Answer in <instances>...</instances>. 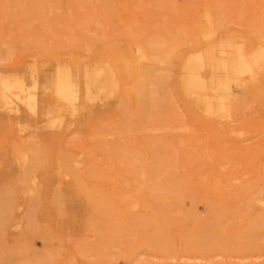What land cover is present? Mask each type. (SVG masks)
I'll use <instances>...</instances> for the list:
<instances>
[{
  "label": "rangeland",
  "instance_id": "rangeland-1",
  "mask_svg": "<svg viewBox=\"0 0 264 264\" xmlns=\"http://www.w3.org/2000/svg\"><path fill=\"white\" fill-rule=\"evenodd\" d=\"M35 1L13 12L26 18L30 16L26 11H31L35 21L30 29L36 44L22 52L21 58L1 57L3 71L16 64L26 66L25 62L33 60L39 64L53 62L55 57L68 62L70 56L77 54L93 57L96 54L85 51L88 45L91 50L122 49L135 37L169 45L182 37L190 38L186 27L191 26L189 21L204 5H214L215 11L226 16L232 5L227 0H130L136 4L137 16L125 23L111 5L103 6L98 0H71L70 4L60 0L55 5L51 1L31 6ZM244 1H251L252 6L246 8ZM256 3L259 0H236L233 10L238 17L227 18L224 25L228 30L247 32L254 25ZM36 7H40L39 12ZM53 16L58 17L62 26L50 28L48 22ZM260 18L264 17H256ZM46 19L49 20L43 31L51 36L34 31L39 20ZM170 98L167 108H159L157 116L146 119L138 117L131 104L112 102L95 108L93 114L55 134L45 121L28 117L12 133L0 126V203L10 210L9 220L0 227V264H264V208L250 202V198L260 197L258 191L264 188V178L253 179V187L259 189L247 192L251 197L230 196L223 203L220 196L211 194L206 182L211 169H207L206 163L190 161L189 157L195 152L203 154L213 144V137L202 122L193 120L194 116L184 109L177 96ZM236 98L238 121L233 126L246 128L261 122V135L252 141L217 139L215 149L225 155L221 162L216 157L207 160L208 168L215 164L213 168L218 172L241 175L244 161L239 158L257 141L264 140V95L249 92L236 94ZM259 144L264 145L262 141ZM18 149L29 153L24 168L15 159ZM131 149L147 154V163L155 164L159 173L170 176L174 185L168 192L169 206L156 199V193L132 181V167L126 164V150ZM68 159L80 163L73 174L67 168ZM259 161L254 163L259 166ZM245 168L248 174L252 173L251 166ZM24 172L26 180L35 177L34 184L23 181ZM86 186L94 188L93 192L109 204L94 209ZM239 188L234 189L242 193ZM139 189L143 197L138 210L115 221L112 211L120 214L118 207L124 204L118 200L138 194ZM168 207L179 210L182 216L174 214L170 222H164L160 213ZM158 214L159 224L148 242L127 234L129 225ZM238 216L243 220L237 221ZM211 219L218 221L222 229L229 226L226 230H231L230 239L213 234L207 225L195 236L203 222ZM252 223L260 225V229L247 230ZM114 226L122 227L118 228L121 232L105 236ZM157 228H163L160 242L150 239ZM233 234L242 237L232 240Z\"/></svg>",
  "mask_w": 264,
  "mask_h": 264
},
{
  "label": "bare ground",
  "instance_id": "bare-ground-1",
  "mask_svg": "<svg viewBox=\"0 0 264 264\" xmlns=\"http://www.w3.org/2000/svg\"><path fill=\"white\" fill-rule=\"evenodd\" d=\"M31 1L0 0V58L3 56L21 58L22 52L35 46L34 35L31 32L33 29H30L31 25L34 27L35 19L32 18L31 11H26V14L30 13V16L26 15V18H21L19 17L21 14L13 12L20 11L19 7L23 4H27L25 7L29 6ZM51 1L55 5L60 0H37L31 6L43 4L42 2L51 3ZM98 1L103 6L111 5L118 17L123 16L125 23L137 16L136 4L130 0ZM227 1L232 4L227 16L222 11L220 13L215 11L214 5L211 7L204 5L199 12L193 13L194 16L189 21L192 23L191 26L186 24L189 32L187 37L190 38L184 40L182 37L169 45H163L162 41L135 37L131 38L122 49L113 47L91 50V46L88 45V50L85 51L96 54L93 57L77 54L70 56L68 62L55 57L53 62L40 61L38 64L36 60H33L25 62L26 66L12 65L7 71L0 68V126H6L7 132L12 133L21 121L28 117L33 121L37 119L45 121L49 124L51 132L55 134L59 130H68L86 115L93 114L95 108L111 105L112 102L127 104V106L131 104L137 116L146 119L150 115L157 116L159 108H167L171 100L170 96H177L184 109L194 116L193 120L202 122L213 137V144L208 146L203 154L195 152L189 157L190 161L203 165L206 163L207 169H211V175L206 179L211 194L220 196L218 199L222 202L230 196L251 197L247 192L259 189V187H253V179L264 178V145L259 144L261 141L264 144L263 138L256 142L254 148H249L243 158H239L244 161L241 175L218 172L213 168L215 164L208 168L207 160L216 157L217 162H221L222 155H225L215 149L217 139L252 141L260 137L263 128L261 122H255L254 125L246 128H236L233 125L238 121L236 112L239 108H237L236 94L256 92L258 95H264V18L256 19L258 16L264 17V0L254 4L257 16L252 15L254 25L247 32L229 31L228 26L224 25L227 23V18L232 15L238 17V13L233 10L236 0ZM81 2H87V0H81ZM68 3L72 1L68 0ZM243 4L246 8L252 6L251 1L248 3L244 1ZM39 8L34 9L39 12ZM48 20H39V26L34 31L36 33L43 31L44 24ZM51 21H54V24H51ZM48 25L50 28L62 26L56 16L50 19ZM41 33H44V36H51L50 32ZM114 37L120 36L114 35ZM218 126H223L224 129L217 130ZM19 131L22 132V129ZM126 152L129 156L126 164L132 167L130 172L134 174L132 181L156 193L155 198L169 206L171 197L168 192L173 190L174 185L170 176L159 173L155 164L147 163V154L135 153L132 149ZM15 159L24 168L28 164L29 153L18 149L15 152ZM255 160H260L259 166L254 163ZM79 164L77 160L68 159L66 165L73 174L75 168L78 171ZM245 165L251 166L249 169L251 174H248ZM63 176L68 175L63 174ZM241 176L247 177L241 180ZM22 177L23 181L34 184L35 177H30L28 181L25 179L27 178L25 172ZM237 186H240L242 193L236 192L234 188ZM181 187L179 190H182L183 187ZM93 189L86 186L89 198L94 203V209L106 207L109 203L93 192ZM139 191L140 189L134 196L118 200V203L122 201L124 204L118 207L120 214L112 211L115 221L123 219L125 214L133 210H138L143 197L142 191ZM27 192L32 193L31 190ZM258 194L260 197L250 198V202L263 209L264 188L260 189ZM160 214L164 222L168 220L170 222L174 214L182 216L179 210H170L169 207ZM158 217L159 214L153 219L140 218L141 221L128 226L127 234L149 241L151 232H154V228L159 224ZM9 218L10 210L1 202L0 227H3ZM236 219L243 220L241 216ZM214 220L211 219L205 224L203 222L204 226H200L195 236L198 237L207 225L213 234H222L230 239L231 230L229 231V228L228 232L226 230L229 226L222 229L218 221ZM123 223L124 221L120 225L122 226ZM115 227L122 229V227L114 226L104 235L121 232ZM246 229L256 232L260 229V225L252 223ZM162 232L163 228H157L156 235L154 234L150 239L154 242L162 241ZM206 233L209 234L208 231ZM241 237V234H233L232 240Z\"/></svg>",
  "mask_w": 264,
  "mask_h": 264
}]
</instances>
